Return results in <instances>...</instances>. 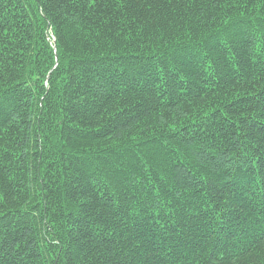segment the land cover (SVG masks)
<instances>
[{
    "label": "trees",
    "instance_id": "trees-1",
    "mask_svg": "<svg viewBox=\"0 0 264 264\" xmlns=\"http://www.w3.org/2000/svg\"><path fill=\"white\" fill-rule=\"evenodd\" d=\"M0 264H264V0H0Z\"/></svg>",
    "mask_w": 264,
    "mask_h": 264
},
{
    "label": "rangeland",
    "instance_id": "rangeland-1",
    "mask_svg": "<svg viewBox=\"0 0 264 264\" xmlns=\"http://www.w3.org/2000/svg\"><path fill=\"white\" fill-rule=\"evenodd\" d=\"M48 39H51L53 41V38H52L51 34H50V36L48 35Z\"/></svg>",
    "mask_w": 264,
    "mask_h": 264
}]
</instances>
